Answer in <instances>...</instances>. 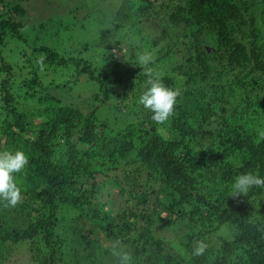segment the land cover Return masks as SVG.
<instances>
[{
	"label": "trees",
	"instance_id": "trees-1",
	"mask_svg": "<svg viewBox=\"0 0 264 264\" xmlns=\"http://www.w3.org/2000/svg\"><path fill=\"white\" fill-rule=\"evenodd\" d=\"M125 1L148 67L181 92L164 124L138 103L148 80L138 45L124 49L116 35L91 59L43 44L13 63L2 45L26 41L16 16L25 9L0 0V152L29 157L14 174L23 202L0 201V264L18 248L26 264H117L116 239L133 264H264V188L232 189L240 173L264 176V0ZM65 71L92 80L93 100L113 103L115 124L52 95ZM175 227L170 240L157 231ZM197 240L208 245L198 257Z\"/></svg>",
	"mask_w": 264,
	"mask_h": 264
},
{
	"label": "rangeland",
	"instance_id": "rangeland-1",
	"mask_svg": "<svg viewBox=\"0 0 264 264\" xmlns=\"http://www.w3.org/2000/svg\"><path fill=\"white\" fill-rule=\"evenodd\" d=\"M5 3L9 5L20 4L25 9L24 15L16 14V16L18 21L26 25V41L19 44L16 40L8 39L6 44L2 45L4 47L2 49L3 54L8 60L13 61V63L23 59H21L22 50L35 56L36 53H34L33 47L43 44L61 51V54H73L79 48L81 52H77L78 54L91 59L96 58V56L103 55L106 52L107 41L112 40L114 42L116 35L120 36L118 40L122 41L121 46H124V49L130 48V46L133 47L130 44H134L138 45L136 50H132L134 54L136 52H141V54L146 52L145 47L141 46V38L139 36H132L129 32L131 28L138 31V26L135 24L137 22L130 17L132 10L127 6L125 0H5ZM119 21L124 24L119 30H116L115 25ZM84 44L88 45L86 49L84 48ZM112 53L114 56L118 54L114 49ZM119 53V57L122 59V51ZM138 57L139 55H137V59ZM128 58L129 53L125 54V60ZM96 67L100 69L104 66L101 62H97ZM15 69L17 71L19 65L15 64ZM100 71L103 70L100 69ZM49 73L48 76L43 75L45 83H48L55 76L51 72ZM71 73V71H65L61 77L59 74L56 75L57 78H60L58 81L60 84H67L52 89V95H55L58 99L60 98L61 103L75 104L81 109L84 108L85 111H91L96 107L101 119L108 118L110 124H115V121H117V111L111 109L113 103H108L101 99L93 100L92 93L97 88L92 80H89L87 76H81L78 80H74L69 75ZM25 101L29 107H35L40 104L35 100L25 99ZM127 120V116H124L122 119L120 118V127ZM114 197L113 203L118 206L120 200H118V197ZM76 223L77 221L73 223V226L77 229ZM84 228L86 231L88 230L87 225H84ZM178 229L179 227H175L162 231L158 229L157 231L170 240L178 234L180 235L182 230L179 231ZM217 234L227 235V227H222ZM94 236L96 237V235ZM213 237L217 239V235ZM90 243L93 244V241ZM75 245L76 249L80 252V256L84 255L85 240L81 243H75ZM69 248L71 249V245H69ZM169 248L172 251L175 249L172 245H169ZM24 252L23 248L15 249V255L12 257L11 262L4 264H26ZM80 259L82 260V258ZM73 264L78 263L74 260Z\"/></svg>",
	"mask_w": 264,
	"mask_h": 264
},
{
	"label": "clouds",
	"instance_id": "clouds-1",
	"mask_svg": "<svg viewBox=\"0 0 264 264\" xmlns=\"http://www.w3.org/2000/svg\"><path fill=\"white\" fill-rule=\"evenodd\" d=\"M151 62L150 52H145L138 57V63L145 69V75L148 77L146 90L139 97L138 103L153 113L151 119L155 123L164 124L174 115L177 97L181 95V92L178 88L165 85L159 74L148 67ZM28 162L29 157L21 150L0 152V201L6 202V207H15L23 202L22 190L14 174L22 173ZM253 187L264 188V176L258 172L240 173L232 182V189L236 195H246ZM207 247L204 240H197L192 256L203 255ZM111 252L117 258V264H133V255L126 250L121 240L116 239L113 242Z\"/></svg>",
	"mask_w": 264,
	"mask_h": 264
}]
</instances>
